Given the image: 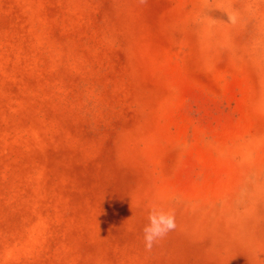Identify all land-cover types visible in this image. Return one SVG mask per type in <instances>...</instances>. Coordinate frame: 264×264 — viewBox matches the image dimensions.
Wrapping results in <instances>:
<instances>
[{
  "label": "rangeland",
  "instance_id": "rangeland-1",
  "mask_svg": "<svg viewBox=\"0 0 264 264\" xmlns=\"http://www.w3.org/2000/svg\"><path fill=\"white\" fill-rule=\"evenodd\" d=\"M0 264H264V0H0Z\"/></svg>",
  "mask_w": 264,
  "mask_h": 264
},
{
  "label": "clouds",
  "instance_id": "clouds-1",
  "mask_svg": "<svg viewBox=\"0 0 264 264\" xmlns=\"http://www.w3.org/2000/svg\"><path fill=\"white\" fill-rule=\"evenodd\" d=\"M147 222L143 227V242L146 251H151L177 227L175 214L158 206H151L147 212Z\"/></svg>",
  "mask_w": 264,
  "mask_h": 264
}]
</instances>
